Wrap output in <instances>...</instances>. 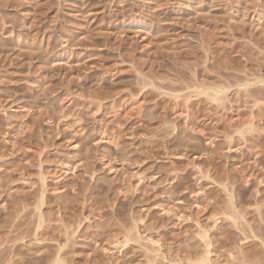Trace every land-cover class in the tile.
Wrapping results in <instances>:
<instances>
[{
    "label": "rangeland",
    "instance_id": "obj_1",
    "mask_svg": "<svg viewBox=\"0 0 264 264\" xmlns=\"http://www.w3.org/2000/svg\"><path fill=\"white\" fill-rule=\"evenodd\" d=\"M263 83L264 0H0V237L21 222L25 262L145 264L202 254L204 229L238 264L261 245L228 204L264 235Z\"/></svg>",
    "mask_w": 264,
    "mask_h": 264
},
{
    "label": "bare ground",
    "instance_id": "obj_2",
    "mask_svg": "<svg viewBox=\"0 0 264 264\" xmlns=\"http://www.w3.org/2000/svg\"><path fill=\"white\" fill-rule=\"evenodd\" d=\"M259 74V73H258ZM255 75V74H254ZM258 78V77H257ZM259 79V78H258ZM256 80L257 79H255L254 81H253V83L254 82H256ZM260 80H261V78H260ZM263 80V79H262ZM261 80V82H263ZM237 81V80H236ZM239 81V80H238ZM241 81V80H240ZM246 81V80H245ZM260 82V81H259ZM245 84H246V82H244ZM250 83V82H249ZM251 83H252V81H251ZM255 85V84H254ZM263 87H264V83H263ZM207 89V88H206ZM223 90V89H222ZM218 91L219 92H216V95H214V96H212V101H215V102H218L219 100H222L223 98H224V96L225 95H222V99L221 98H219L220 97V93H222L219 89H218ZM224 91H225V89H224ZM260 91V90H259ZM225 92H227V91H225ZM254 93H255V91H254ZM205 94V93H204ZM212 94V93H211ZM262 94V93H261ZM209 97H210V95H209ZM257 98H259V97H257ZM227 99V98H226ZM225 99V100H226ZM260 99V98H259ZM259 99H255V105H254V107H257V106H259V105H257L258 104V101H259ZM211 101V100H210ZM223 103H224V101H223ZM217 106H218V104H217ZM258 108V107H257ZM260 108H262V107H260ZM262 111V110H261ZM254 115V114H253ZM254 117V119H255V121H256V124L254 125V124H250V129L249 130H251L252 129V132L255 130V126L257 125V123H259V122H261L262 121V119H261V117H260V115L259 114H257V115H254L253 116ZM252 117V118H253ZM255 121H252V122H255ZM264 122V121H263ZM256 130H257V127H256ZM255 130V131H256ZM248 131V130H247ZM241 136H242V133H241ZM257 174V173H256ZM264 174H262V177H261V174H259L258 176L257 175H255L256 176V178H257V180H259V181H261V183L262 182H264V176H263ZM43 193V192H42ZM42 197V196H41ZM43 198V197H42ZM42 198H40L39 200H41L40 202H43V199ZM262 198L260 197V199H257L256 200V206L258 207V208H260L259 206V202H260V200H261ZM39 200H38V203L36 204V206H35V211H36V209H37V211H38V220H37V224H36V227H35V231H34V233H33V236L34 237H36V236H38V237H42L44 234H45V231L43 232V231H40V232H38L39 231V229H42L41 227H42V223H44V221L42 222V219L43 218H45V217H43V215L41 214V211H40V202H39ZM230 200V199H229ZM264 200V199H263ZM231 202H232V200H231ZM228 205H230V207L228 208L227 206V209L228 210H226V211H229L227 214H229L230 216H229V218H228V215H227V218L228 219H230V220H232V222H233V225L235 226V228L236 229H239V227L241 226V228L239 229V231H240V235L242 236V240H248V239H251V240H258L259 242H260V245H261V250H259V249H255V248H253V249H255V252L253 251V249H252V251H253V254H256L254 257H250V256H248V255H251V253H249L248 254V251H247V254L248 255H244V254H246V252L245 253H242V251L241 250H239L240 249V247L238 248V252L236 253L237 255V258H235V256H233L234 258H233V262H234V260H238V264H240V261H241V263H245V264H262V262L264 263V235L261 237V236H257V234H256V232H255V228H253V227H250V224L249 225H247L248 226V228L245 226L246 224H242L241 222V224H239V223H237L238 222V213L236 212V210H235V208H236V206L234 207L233 205H232V203H229ZM258 208H256L257 210H259ZM237 209V208H236ZM34 211V212H35ZM225 211V212H226ZM239 212V211H238ZM19 213V212H18ZM224 213V212H223ZM239 215H241L240 213H239ZM214 216V215H213ZM258 219H257V224H258V226L261 228V226L264 224V219L261 217L262 215H260V214H258ZM43 217V218H42ZM17 218V217H16ZM213 218V217H212ZM226 218V217H225ZM240 219H242V218H240ZM62 220V219H61ZM13 221V220H12ZM11 222V221H10ZM15 223V222H14ZM21 225H22V223L21 222H19ZM20 224H18V222H17V224H15V225H13V223H12V225H11V223H10V225H11V229H13L12 231H9L8 233H5V235H3V236H1L0 237V264H44V262H47V263H49V264H75V262H74V260L73 259H68V257H66V255H67V253H60L61 252V248H60V250H58V251H56L55 252V250H54V252H48L49 253V255H44V256H41V257H36L37 259H35V262H31V261H28V262H25L24 261V259H28V257H30V255L28 256V254L27 253H24V251L22 252V250H20L21 248H19V244H18V246H14V245H10V246H7L9 243H12V242H14V243H17L18 241L17 240H19L20 242H22L23 240H25L26 239V237H16V235H12L13 234V232H14V234L16 233V231H21L19 228H20ZM242 225H244V226H242ZM62 226L63 225H61V229H62ZM109 226V225H108ZM59 227V226H58ZM110 227V226H109ZM246 227V228H245ZM263 227V226H262ZM10 228V227H9ZM57 228V227H56ZM67 228H69L68 226H67ZM107 228V227H106ZM202 228V227H201ZM30 229V228H29ZM262 229V228H261ZM26 230H27V228H26ZM54 230V229H53ZM201 230V229H200ZM203 231H197L198 233H197V236L200 238V240H201V242H202V244H203V247H202V249H204L203 250V252H202V254H199L198 256H194V255H188L187 254V252H185V255L186 256H182V259H173L174 257H176L175 255H174V257L172 256V254H162V255H154L153 257H146L145 256V264H162V262L163 261H165V260H167L168 258V255H169V257L170 258H172V259H169L170 261H173L174 263L176 262V260H178L176 263L177 264H181V262H183V260H184V262L186 261L188 264H213V262H211L210 261V255L212 254V251H211V247H212V243H213V241H211V239L210 238H208V231H206V230H204V229H202ZM127 231V230H126ZM263 231V230H262ZM30 232V231H29ZM51 232V231H50ZM55 232V231H54ZM68 232V231H67ZM264 232V231H263ZM47 233V232H46ZM56 233V232H55ZM60 233V232H59ZM226 233V232H225ZM23 234V233H22ZM22 234H19V235H22ZM67 234L68 233H64V236H67ZM138 234H140V233H138ZM137 234V235H138ZM55 235V234H54ZM225 235V234H224ZM239 235V236H240ZM32 236V235H31ZM45 236V235H44ZM53 236V235H52ZM52 236H51V238H52ZM68 236L70 237L71 235H69L68 234ZM98 236V235H97ZM99 236H100V234H99ZM231 236V235H230ZM229 235H227V236H225L222 240H220V244L222 245H224V243L225 242H228V240H232V239H230L231 237H230ZM33 237V238H34ZM124 238H125V241L123 242V243H121L122 244V247H124V246H126L127 245V243H129V242H133V241H135V239L134 238H132L131 236H130V234H129V231H127L125 234H124V236H123ZM230 237V238H229ZM54 238V237H53ZM65 238H68V237H65ZM219 239V238H218ZM217 239V241H219ZM236 239V238H235ZM28 240V239H27ZM55 240V239H54ZM58 240V239H57ZM227 240V241H226ZM233 240H234V238H233ZM238 240V239H237ZM240 240V239H239ZM16 241V242H15ZM250 241V240H249ZM24 242H26V241H24ZM153 244H157V243H159V242H157V241H151ZM237 242V241H236ZM238 243V242H237ZM250 243H252V242H250ZM6 244V245H5ZM22 244V243H21ZM20 244V245H21ZM25 244H27V243H25ZM111 244V243H110ZM120 244V245H121ZM240 244V243H239ZM254 244H256V243H254ZM254 244H253V247H254ZM17 245V244H16ZM24 245V244H23ZM238 245V244H237ZM246 245V244H245ZM248 245V244H247ZM252 245V244H251ZM228 246V245H227ZM256 246H258V244H256ZM242 247V246H241ZM244 247V246H243ZM248 247V246H247ZM26 248V247H25ZM219 248V247H218ZM221 248V247H220ZM58 249V248H57ZM56 249V250H57ZM215 249V248H214ZM245 249H247V248H245ZM28 250V249H27ZM228 250V249H227ZM251 250V249H250ZM187 251H189V250H187ZM192 251V250H191ZM252 251H250V252H252ZM117 252V251H116ZM182 252V251H181ZM47 253V254H48ZM158 253H159V250H158ZM33 254V253H32ZM160 254V253H159ZM194 254V253H193ZM252 254V255H253ZM251 255V256H252ZM32 256V255H31ZM125 256V255H124ZM123 255H122V257H124ZM172 256V257H171ZM17 257H21L20 259L19 258H17ZM71 257V256H70ZM17 258V259H19V260H15V259ZM99 258V257H98ZM98 258L97 257H94L93 258V262L95 263V262H97L98 261ZM179 258H181V257H179ZM230 258V257H229ZM232 258V257H231ZM27 259H26V261H27ZM33 260V259H32ZM230 260V259H229ZM34 261V260H33ZM235 261V262H236ZM227 262V261H226ZM225 262V263H226ZM229 262V261H228ZM228 262H227V264H228ZM98 263V262H97ZM230 264H231V262H229ZM77 264V263H76ZM232 264H235V263H232Z\"/></svg>",
    "mask_w": 264,
    "mask_h": 264
}]
</instances>
